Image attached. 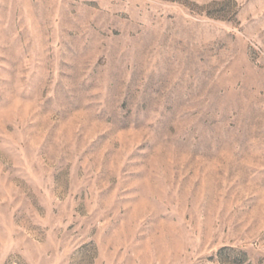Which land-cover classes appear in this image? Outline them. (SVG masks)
Masks as SVG:
<instances>
[{"label":"rangeland","instance_id":"obj_1","mask_svg":"<svg viewBox=\"0 0 264 264\" xmlns=\"http://www.w3.org/2000/svg\"><path fill=\"white\" fill-rule=\"evenodd\" d=\"M0 264H264V0H0Z\"/></svg>","mask_w":264,"mask_h":264}]
</instances>
